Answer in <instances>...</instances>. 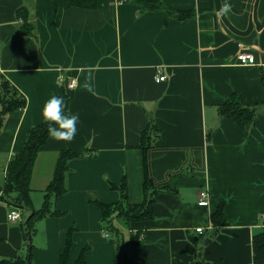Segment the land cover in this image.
Masks as SVG:
<instances>
[{
	"label": "crops",
	"instance_id": "crops-1",
	"mask_svg": "<svg viewBox=\"0 0 264 264\" xmlns=\"http://www.w3.org/2000/svg\"><path fill=\"white\" fill-rule=\"evenodd\" d=\"M143 1L193 16L168 19L167 10L146 11L133 0H97L94 10L67 0H0V83L7 79L26 98L0 129V184L10 158L42 123L45 102L64 80L76 79L65 110L79 114L77 134L71 141L49 137L40 149L33 207L43 204L60 151L92 156L68 162L67 192L54 201L65 214L36 224L34 263L60 264L74 228L70 264L84 250L87 264H114L97 203L119 201L112 184L124 177L129 203L144 201L140 144L151 129L149 179L169 188L155 194L151 219L130 224L142 239L130 248L133 264H253L252 239L264 229V113L248 130L221 118L218 106L232 95L245 105L264 102V0H228L221 17L225 0ZM241 50L253 53L255 64H239ZM160 74L165 80L158 82ZM202 190L207 205L198 202ZM221 205L222 224L215 226L211 216ZM11 209L0 200V258L27 250L23 224L31 211L21 209L22 219L12 221Z\"/></svg>",
	"mask_w": 264,
	"mask_h": 264
},
{
	"label": "trees",
	"instance_id": "trees-1",
	"mask_svg": "<svg viewBox=\"0 0 264 264\" xmlns=\"http://www.w3.org/2000/svg\"><path fill=\"white\" fill-rule=\"evenodd\" d=\"M70 6H76L94 10L97 8V0H67ZM140 5L143 10H167L168 19L174 17L179 20L192 18L191 11H180L176 15L171 14L168 7L159 2L133 0ZM33 26H29L26 32L32 33ZM65 82V81H64ZM63 82L57 96L63 97L64 104L68 98V87ZM26 106V98L12 84L3 79L0 83V129L4 117L13 111L23 109ZM264 113V102L254 105H245L239 96L232 95L225 102L218 106V113L221 118H231L236 122H242L248 130L255 126L260 113ZM50 122L43 119L40 125L34 126L23 145V148L16 152L9 160L5 179L0 184V200L24 210H30L31 215L23 224L26 239V252L13 258H0V264H35L33 261L32 236L35 234L38 221L46 217H61L65 213L55 208L54 201L57 197L67 192L68 162L75 158L92 156L89 150H62L60 151L54 168L53 178L44 190V200L40 208L35 209L31 200V178L33 168L40 149L49 139L48 125ZM151 130V129H150ZM150 130L145 129L142 133L140 147L144 152V194L145 199L141 204H131L127 196V181L123 178L120 184H112V188L120 193V199L116 203H97L102 210V226L108 232L109 237L115 245L114 264H133L130 248L142 242L141 232H133L129 229L133 221L148 220L153 217V205L155 194L159 189L169 188L168 185L155 187L149 179L147 170L146 151L153 144ZM154 134V128H152ZM152 140V141H151ZM223 205L212 214L211 220L215 226L222 224ZM121 219L130 234L124 240L122 230L115 222ZM74 228L67 232L65 249L60 255V264H70V249L73 244ZM253 264H264V229L256 233L252 239ZM75 264H87L85 261V250L81 253ZM177 264H218L204 261L203 259L190 261H177Z\"/></svg>",
	"mask_w": 264,
	"mask_h": 264
},
{
	"label": "clouds",
	"instance_id": "clouds-1",
	"mask_svg": "<svg viewBox=\"0 0 264 264\" xmlns=\"http://www.w3.org/2000/svg\"><path fill=\"white\" fill-rule=\"evenodd\" d=\"M231 4L228 0L217 10V16L221 17L228 13ZM42 116L48 125V135L57 141H71L77 134L79 114L65 110L63 97L52 95L44 104Z\"/></svg>",
	"mask_w": 264,
	"mask_h": 264
},
{
	"label": "built area",
	"instance_id": "built-area-1",
	"mask_svg": "<svg viewBox=\"0 0 264 264\" xmlns=\"http://www.w3.org/2000/svg\"><path fill=\"white\" fill-rule=\"evenodd\" d=\"M237 61L239 64L241 65H247V64H255V57L254 54L246 51V50H241L238 55H237ZM60 80L62 81V79L60 78ZM64 80V79H63ZM165 80V76L164 75H158L156 78V81H164ZM65 81V80H64ZM66 85L68 87V89H72L76 86V79H71L70 81L66 82ZM200 205H207L209 203V193L207 190H202L199 193V200H198ZM11 210L8 213V218L9 220L15 221V220H21L22 219V215L21 212L15 208L11 206ZM262 220L264 221V213L261 215ZM197 232L201 233L203 231V229L197 228L196 229Z\"/></svg>",
	"mask_w": 264,
	"mask_h": 264
},
{
	"label": "rangeland",
	"instance_id": "rangeland-1",
	"mask_svg": "<svg viewBox=\"0 0 264 264\" xmlns=\"http://www.w3.org/2000/svg\"><path fill=\"white\" fill-rule=\"evenodd\" d=\"M121 229H122V235H123L124 240H127L129 238V232L124 227H122ZM105 232H106V234H108L107 231H105ZM107 240H109L110 242H113L110 237ZM25 248H26V246H25Z\"/></svg>",
	"mask_w": 264,
	"mask_h": 264
},
{
	"label": "bare ground",
	"instance_id": "bare-ground-1",
	"mask_svg": "<svg viewBox=\"0 0 264 264\" xmlns=\"http://www.w3.org/2000/svg\"><path fill=\"white\" fill-rule=\"evenodd\" d=\"M9 204V203H8ZM10 206H12V207H15V208H17L19 211L21 210L20 208H18V207H16L15 205H13V204H9Z\"/></svg>",
	"mask_w": 264,
	"mask_h": 264
}]
</instances>
